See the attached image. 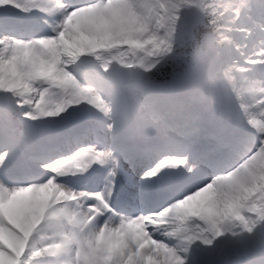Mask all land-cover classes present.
I'll return each mask as SVG.
<instances>
[{
  "label": "snow or ice",
  "instance_id": "1",
  "mask_svg": "<svg viewBox=\"0 0 264 264\" xmlns=\"http://www.w3.org/2000/svg\"><path fill=\"white\" fill-rule=\"evenodd\" d=\"M0 9V264H264V0Z\"/></svg>",
  "mask_w": 264,
  "mask_h": 264
},
{
  "label": "rangeland",
  "instance_id": "2",
  "mask_svg": "<svg viewBox=\"0 0 264 264\" xmlns=\"http://www.w3.org/2000/svg\"><path fill=\"white\" fill-rule=\"evenodd\" d=\"M15 9H13L12 11H14Z\"/></svg>",
  "mask_w": 264,
  "mask_h": 264
}]
</instances>
